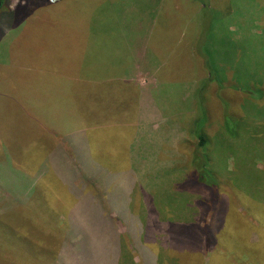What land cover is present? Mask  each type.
Returning <instances> with one entry per match:
<instances>
[{
    "label": "rangeland",
    "instance_id": "1",
    "mask_svg": "<svg viewBox=\"0 0 264 264\" xmlns=\"http://www.w3.org/2000/svg\"><path fill=\"white\" fill-rule=\"evenodd\" d=\"M199 1L57 0L40 4L31 11V0H2L0 264H22L23 234L45 243L52 237L54 252L72 244L73 237L64 233V227L60 231L44 214L38 216L43 178L52 181L51 192L55 193L57 204L53 208L72 215L68 223L77 220L73 207L77 206L76 212L84 217L90 212L87 207L90 203L100 202L101 208L95 213L101 212L103 220L99 217L92 220L96 228L91 231L99 234L97 238L108 237L112 241L116 229L120 252L125 256L120 264H141L142 258L133 245L130 216L119 217L113 211L114 206L106 203L115 187L121 190L122 202L132 203L134 214H147L148 200L158 210L156 214L149 212L155 223L164 227V222L191 224L195 240L202 239V243L188 247L189 253H201L204 264L207 263L214 244L203 231L210 222L212 205L205 206L204 211L197 205L200 197L207 196L204 188L182 186L184 163L189 159L187 145L195 141V120L203 112L208 120L202 131L209 136L211 163L217 161L223 168L221 172L230 175V161L225 169L222 163L228 152L227 135L223 129L220 131V123L226 116L223 111L241 116L249 108V95L234 90L233 82L237 80L236 84L242 87L251 82L264 86V59L259 58L258 65L254 54L256 50L264 51V0H209L212 8L203 12ZM81 12L90 15V24ZM80 22L82 27L83 22L90 25L88 35L78 31ZM135 25L137 33L132 35ZM125 28L132 31L125 35L122 33ZM207 32L215 37L211 48L220 47L221 36L226 37L230 51L232 54L236 51L244 65L241 77H235L231 64L222 61L227 71L222 74L221 65L214 69L218 72L217 80H223L221 85L215 80L206 81L208 71L199 50L204 42L206 45ZM119 36L122 47L124 40L132 38L147 49L136 51V55L121 50L131 67L123 63L117 66L114 63L119 60L107 59L110 65L97 68L92 64L96 57L89 56L86 59L92 64L86 74L89 80L82 82L80 60L81 52L87 50L84 47L89 45V52L93 48L97 50L102 37L108 42V37L118 41ZM83 38L87 39V45L83 44ZM256 65L260 73L251 74ZM62 73L78 80L73 82L71 94L58 90L64 88L65 82L58 81V89L52 84L53 78ZM97 77L115 81L104 83L96 80ZM117 79L121 82H116ZM257 101L261 104V108L257 107L259 113L264 117V97ZM256 124L264 126V121L258 120ZM78 131L86 132L89 137L92 161L89 169L93 171L88 172L87 167L84 171L78 164L76 168L80 169H76L77 175L72 180L68 170L76 157L80 160L72 153L74 141L81 143ZM263 132L259 133L261 138ZM83 157L86 161L84 154ZM68 160L72 163L70 167ZM253 162L256 169L264 170L262 160ZM128 181L131 185H127ZM72 182L79 192L73 189ZM50 198L45 208L52 214V195ZM237 211L241 214L236 215L237 220L251 229L250 238L257 240L259 234L243 218V208L238 207ZM64 216L62 213L60 218L64 220ZM155 231L156 239L146 241L145 245L159 254L162 248L157 239L166 240L170 233L165 228ZM65 264L77 263L70 258Z\"/></svg>",
    "mask_w": 264,
    "mask_h": 264
},
{
    "label": "trees",
    "instance_id": "2",
    "mask_svg": "<svg viewBox=\"0 0 264 264\" xmlns=\"http://www.w3.org/2000/svg\"><path fill=\"white\" fill-rule=\"evenodd\" d=\"M55 1L57 0H41L39 2L31 0V11L40 4L53 3ZM200 1L202 3L200 4L201 12L212 8L211 1ZM1 4L2 0H0V6ZM209 29L211 30V22L209 23ZM207 34L208 32L206 33V45L204 42L201 50L198 49L200 57L204 60L205 68L208 71L206 81L215 80L218 85H221L223 80H217L216 77L218 76L216 75L218 72L214 69H216L218 65H221L222 74L225 73L227 69L224 64L221 63L222 61H227L231 64L235 77H241L245 70L244 65L240 63L241 60L237 58V52L234 51L232 54L230 51L229 43H226V37H223V35L221 36V42H218L220 43L219 45H221L220 47L211 48V41L215 39V37H211V34ZM227 40L229 39L227 38ZM254 54L259 65V58L264 59V51L258 53V50H256ZM217 57H219V60H217ZM211 65H213V67ZM258 65L251 70V74L257 75L260 73V67H258ZM233 83H235L232 84L234 90L249 95L250 104L248 105L249 108L244 109L245 115L239 116L232 111H223L228 118L223 116L224 120L220 123V131L223 129L224 133L227 135L226 151L228 153L226 156L227 158L222 163L225 169L227 168L225 166L226 163L230 161L229 165L232 167L228 172L230 175L221 172L223 168H221V165H218L217 161H215L216 163H211L209 158V136L202 131V125L203 128L206 127L205 125L208 119H206L205 114L201 112V116L198 119L199 122L197 119L195 120V141L191 146L187 145L189 159H186L184 163L186 173L183 180L184 182L182 181V186L187 187L186 185H192L195 187L196 185V187L204 188L207 192V196L204 197L206 199L204 200V198L202 199L200 197L199 200H197V205H200L203 211L205 210V206L212 205L210 222L207 224L205 231L201 229L212 241V244H214L211 251L212 254L206 264H264V232L262 230L264 229V170L261 171L256 169L253 162V160L260 159L264 164V146H262L264 137L261 138L259 136V133L263 132L262 127L264 126L260 124V126H257L256 124L258 120L264 121V117L259 113V109L257 108L258 106L261 108V104L258 103L257 99L261 96L264 97V86L262 85V87L261 83L255 86L251 82L252 84L247 83V86L242 87L236 84L237 80ZM253 123L255 124L253 125ZM81 145L75 140V152H72L73 155L75 154L78 156L80 160H77L76 157L73 165H71L72 163H70L69 160L67 161V167L71 165L68 172L72 180H74L75 175H77L76 172L78 171H76V169H80L76 168L78 164L82 165L81 169L84 171L86 167L88 168V172L93 171V169H89L91 167L90 162L92 163V161L88 158L87 149L85 147H80ZM83 154L86 161H84ZM51 155L52 154H50V157ZM50 161L52 163L51 158ZM67 167L65 169H67ZM41 171L42 168L40 169V173ZM38 178L41 180V175H39ZM41 181L38 216L40 213L44 214L54 222V226L60 228V231H62L61 227H64V233H67V235L71 233L73 240L70 246L67 244V249L64 248V250H61L59 248L54 252L52 251V237L45 243L44 240L39 241L33 239V237L28 234H23L22 252L24 254V259L22 264H54L53 262L65 264L66 260L70 258H74L77 264H120L121 259L123 261L125 260V256L120 252L118 234L114 227L115 235L112 236V241H110L108 237H105V240L97 238L99 234L91 231V229L96 228L92 220H96L97 217L103 220L101 212L99 214L95 213L97 212L96 209L99 210L101 208V204L98 200L87 206L90 212H88L86 216L84 215V217L76 212V210H78L77 206L73 207V212L78 222L76 220L73 223H68L67 219L71 214L53 208L57 204L56 197L54 196L55 193L51 192L52 181L48 182L45 178ZM127 185H131V182L128 181ZM127 185V188H124L130 193V187ZM74 187L75 185L73 189L78 192ZM120 193L121 190L115 187L112 194H110L106 200V203L110 204V206H114L113 211H116L119 217L130 216L129 221L131 224H129L132 226L129 228V231L133 238V245L141 255V264H204V258H202L203 255L201 253L196 255L189 253L190 249L188 247L202 243V239L198 241L195 240L194 237L196 234L191 224L173 221L167 222V224L164 222L166 225V227H164L162 224L155 223L150 217L149 212L156 214L158 210H156L153 204L150 201L148 202V200L146 203L147 214H134L132 211V203L122 202V195ZM51 195L52 214L49 208H45L47 202L51 199ZM238 207L243 208V218L249 220L250 224H253V227H250L258 232L259 235L257 240H252L250 238L251 229L244 227V225L237 220L236 215H241L237 211ZM126 211L127 213L122 215ZM62 213L65 214L66 219L64 220L60 219ZM90 216L94 218L91 219ZM202 219H204V217H202ZM61 223L63 224L61 225ZM28 228H25V230ZM163 228H165L170 235L166 240L161 241L160 238L157 239L162 249L161 253L155 254L145 245V242L155 240L157 237L155 229L161 231ZM196 229L198 230V226ZM138 233H140L142 238H140L141 236Z\"/></svg>",
    "mask_w": 264,
    "mask_h": 264
},
{
    "label": "crops",
    "instance_id": "3",
    "mask_svg": "<svg viewBox=\"0 0 264 264\" xmlns=\"http://www.w3.org/2000/svg\"><path fill=\"white\" fill-rule=\"evenodd\" d=\"M98 1H102V2H105L107 0H98ZM87 11V10H86ZM82 13V12H81ZM83 14V13H82ZM81 14V15H82ZM84 16H86V18L89 19V24H90V21H91V17L90 15L88 14H83ZM82 15V16H83ZM94 18V17H93ZM152 22V21H151ZM88 23L86 22H83V26L81 25V22H80V27H79V32L80 34L82 35H88L91 31V27ZM100 24V21L98 20V25ZM147 24V23H146ZM152 26V23L150 24ZM149 25V26H150ZM144 28L146 29V26H144ZM134 29L135 31L131 32L132 35H135L137 33V27L136 25L132 28ZM124 30L126 31H122V33L124 32V34L126 35L128 32L132 31L131 29L129 28H125ZM112 31L113 34H116V31L115 29H112L110 30ZM151 32H152V29H151ZM151 34V33H150ZM120 35V34H119ZM147 34H145L144 36H146ZM84 39V42L83 44L87 45V39L86 38H83ZM124 44L125 45L124 47H122V43H121V40H120V36H119V40L117 41L116 38H109L108 37V42L106 41V38L105 37H102L99 41H98V47H97V50L94 48L89 52L88 50V46L84 47V49L86 51H82L81 52V60H80V80L82 82H84V80H89L88 79V76L86 75L87 73L90 72V70H88L89 66H92V64L96 65L97 68L98 67H103L105 68L107 65H110L109 63L106 62L107 59H112L114 61L116 60H119L118 62L119 63H114L116 64L117 66H121L122 63L124 66H130L131 67V63L130 62H127L124 58L125 57H122V54H120L121 50H128L130 52V55H136V51H141V52H144L146 49H147V46L146 45H143V44H139L138 41L135 42L132 38H128L126 40H124ZM131 51H132V54H131ZM89 56H95L96 59L94 62H92V64L88 61H86V59L89 57ZM98 58V59H97ZM124 61H123V60ZM122 60V61H121ZM136 60V59H135ZM113 64V65H114ZM82 68L84 70H82ZM84 75H86V79H84ZM91 75V74H90ZM56 76V75H55ZM55 81H53V86L57 88V82L58 81H61V82H65V85H64V88L63 89H58L60 91H66V92H63V93H66V94H71L72 93V90H73V85L74 83L73 82H78V80H74L70 77H68L65 73H62L61 76H58L57 75V78H53ZM91 81L93 79H90ZM95 80V79H94ZM96 80L98 81H102L104 83H114V79L112 78H106L105 80L104 79H101L99 77L96 78ZM116 82H121V80L117 79ZM115 82V83H116ZM102 94V93H100ZM79 134V139H80V142L78 143L81 145L80 147H85L87 149V152H88V158L90 156V152H89V144H87V142H89V137L87 136L86 132H80L78 131L77 132ZM87 136V137H86ZM49 155H47V157L45 159L48 158ZM90 159V158H89ZM114 179V178H113ZM76 187V186H75ZM78 191V190H77ZM79 192V191H78ZM102 215V214H101ZM61 216V215H60ZM62 219V218H60ZM63 219H66L65 216L63 217ZM108 220V218H107ZM110 223V222H109ZM112 224V223H111ZM113 226V224H112ZM114 227V226H113Z\"/></svg>",
    "mask_w": 264,
    "mask_h": 264
}]
</instances>
